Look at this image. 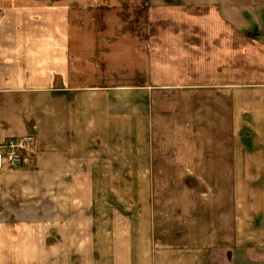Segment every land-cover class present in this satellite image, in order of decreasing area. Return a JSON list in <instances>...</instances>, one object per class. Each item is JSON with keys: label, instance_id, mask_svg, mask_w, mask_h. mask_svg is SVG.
<instances>
[{"label": "crops", "instance_id": "1", "mask_svg": "<svg viewBox=\"0 0 264 264\" xmlns=\"http://www.w3.org/2000/svg\"><path fill=\"white\" fill-rule=\"evenodd\" d=\"M182 1L188 5L0 0V143L27 133L38 142V151L20 166L0 170V230H12L16 238L9 243L13 261L181 264L179 240L166 249L163 241L133 237L126 223H116L106 236L95 219L102 196L96 183L114 174L118 102L124 103L130 140L134 101L145 133L147 103L173 100L201 103L196 107L205 118L236 123L242 142L245 117L264 135V54L252 49L246 55L245 34L232 29L222 7L197 15L195 2ZM230 86V93L221 90ZM236 149L226 158L242 160L233 163L240 177L246 166L249 174L261 171L257 151L247 152L241 142ZM259 202L252 213L244 212V201L231 212L220 206L208 221L220 239L192 244L209 254L243 247L239 240L247 228L264 229V200Z\"/></svg>", "mask_w": 264, "mask_h": 264}, {"label": "rangeland", "instance_id": "2", "mask_svg": "<svg viewBox=\"0 0 264 264\" xmlns=\"http://www.w3.org/2000/svg\"><path fill=\"white\" fill-rule=\"evenodd\" d=\"M192 2L196 4L193 12L197 15L208 14L210 8L215 11V8L222 7L232 29L245 34L246 55L252 49L264 54V0ZM175 4L187 3L175 0ZM3 26L0 20V28ZM246 70L250 69L246 67ZM250 87L253 88L252 85L243 88L248 90ZM231 89L234 87L221 90L230 93ZM148 104L145 133L144 123L139 122L140 110L136 109L139 102H133L130 140L128 131L125 134L124 118L121 116L124 103H117L116 151L111 165L114 174L112 177H100L96 183L102 195L101 214H96L100 217H96V223H101L106 236H112L116 223L118 228L121 223L130 224L132 227L127 226V233L131 228L133 237L153 239L154 243L163 241L162 246L166 249H173L172 244L179 240L182 245L177 258H180L181 264H264V229L247 228L244 240H239V244L244 243L243 247H218L211 254L205 252V246L192 244L199 238L220 239L208 223L209 218L218 214L215 212L220 206L227 205L231 212L235 211L236 201H244V212L252 213L261 205L259 201L264 197L259 196L264 192V166L257 168L261 171H254L253 174H249L246 166L245 174L240 177V166L233 163L242 160L226 156L235 154V151L237 153L236 147L241 142L247 152L257 151L255 161L264 162V157H261L264 154V135L261 136L262 133L254 125L248 124L252 119L245 117V127L239 131L244 135L242 142L240 135H236V123L205 118L202 115L205 111H198L196 107H200L201 103L169 100ZM145 105L143 103L142 107L145 108ZM212 105L215 111L219 110L218 103L213 102ZM232 172L235 174L229 175ZM250 214H246V222L251 221ZM12 232L0 230V264H36L19 261V257L17 261L12 260V244L9 243L16 239L12 237ZM157 247L152 246V250L155 252ZM237 248L238 253L235 252Z\"/></svg>", "mask_w": 264, "mask_h": 264}, {"label": "built area", "instance_id": "3", "mask_svg": "<svg viewBox=\"0 0 264 264\" xmlns=\"http://www.w3.org/2000/svg\"><path fill=\"white\" fill-rule=\"evenodd\" d=\"M37 151L38 142L34 133L7 137L0 143V170L20 166Z\"/></svg>", "mask_w": 264, "mask_h": 264}]
</instances>
